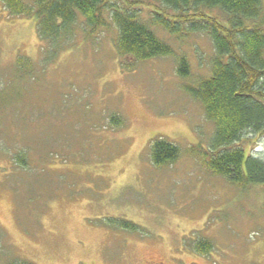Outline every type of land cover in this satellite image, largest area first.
I'll list each match as a JSON object with an SVG mask.
<instances>
[{
  "label": "rangeland",
  "instance_id": "374dc122",
  "mask_svg": "<svg viewBox=\"0 0 264 264\" xmlns=\"http://www.w3.org/2000/svg\"><path fill=\"white\" fill-rule=\"evenodd\" d=\"M153 29L187 57L186 79L173 57L126 58L134 66L123 68L112 26L93 38L77 31L52 56L36 19L9 16L0 2V264H264L263 188L239 189L184 152L206 149L214 130L182 88L209 73L212 44ZM17 56L30 58L26 73ZM155 137L181 156L152 165ZM236 145L264 156L254 133ZM200 239L211 244L205 255L192 250Z\"/></svg>",
  "mask_w": 264,
  "mask_h": 264
},
{
  "label": "trees",
  "instance_id": "16d2710c",
  "mask_svg": "<svg viewBox=\"0 0 264 264\" xmlns=\"http://www.w3.org/2000/svg\"><path fill=\"white\" fill-rule=\"evenodd\" d=\"M9 16L36 19V33L52 56L74 43L76 32L93 38L102 30L116 31L113 46L120 65L132 69L135 62L155 57H173L176 74L187 78V57L176 54L153 29L159 27L176 39L199 32L212 44L210 70L194 84H184L187 95L200 103L214 130L206 149L200 145L184 152L197 158L212 175L225 178L239 189L258 185L264 191V156L246 150V132L264 139V11L262 0H0ZM147 9L149 21L140 19ZM17 73H26L30 58L17 56ZM109 121L122 123L118 115ZM148 159L160 167L176 161L181 151L171 142L155 137L147 144ZM23 165L22 153L16 157ZM114 227L137 230L125 219H112ZM211 249L206 239L192 250L205 255ZM9 264H31L14 261Z\"/></svg>",
  "mask_w": 264,
  "mask_h": 264
},
{
  "label": "flooded vegetation",
  "instance_id": "af4514ba",
  "mask_svg": "<svg viewBox=\"0 0 264 264\" xmlns=\"http://www.w3.org/2000/svg\"><path fill=\"white\" fill-rule=\"evenodd\" d=\"M156 264H160V263H156Z\"/></svg>",
  "mask_w": 264,
  "mask_h": 264
}]
</instances>
